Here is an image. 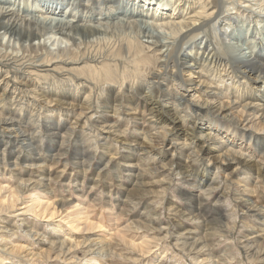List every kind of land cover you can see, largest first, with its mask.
Listing matches in <instances>:
<instances>
[{
    "label": "bare ground",
    "instance_id": "1",
    "mask_svg": "<svg viewBox=\"0 0 264 264\" xmlns=\"http://www.w3.org/2000/svg\"><path fill=\"white\" fill-rule=\"evenodd\" d=\"M246 2L0 0V30L31 41L15 48L0 37V264H121L113 259L163 264L160 259L172 248L171 232L172 237L177 235L175 245L190 253L192 264H231L233 252L223 258L201 240L197 224L209 219L218 222L224 236H233L236 230L241 235L236 245L246 260L238 259V264L248 263L247 257L264 262V205L256 194L261 189L264 195V13L256 12L253 19ZM72 30L104 37L91 45L73 41L68 48L58 46L56 53L32 42L54 35L69 41ZM55 114L64 116L63 122ZM117 114L133 119L137 129L131 140L127 129L118 128ZM87 120L98 127L99 135L129 152L123 163L128 181L119 182L116 191L126 197L115 200L117 205L145 198L161 199L162 207L167 202L165 222L149 210L145 219L150 223L141 227L158 232L156 237L127 235L133 221L111 233L104 229V221L100 225L90 220L91 199H84L88 195L71 200L52 192L49 183L55 176L42 168L46 160L34 155L35 134L44 128L52 142L49 150L62 157L69 150L65 143L73 138L72 152L81 154L75 129L81 125L83 129ZM20 160L26 168L15 171ZM153 163H160L166 180L159 179L162 174L150 166ZM37 168L46 173L29 188L33 177L24 178L22 173ZM6 169L18 184L4 180ZM150 173L153 177L147 181L144 177ZM44 178L49 183H43ZM41 185L49 197L37 193ZM104 187L113 203L111 183ZM29 189L36 191L30 203L24 197ZM232 189L233 199L224 198ZM135 192L141 196L138 201L132 198ZM156 192L161 197L154 196ZM212 196V211H207L202 203ZM223 199L228 200L226 205ZM20 200L25 205L16 208ZM116 207V203L110 207L114 212L108 214L109 220L120 219ZM15 210L21 213L13 227L8 215ZM27 212L40 219L60 214L61 228L50 222L58 237L44 235L37 218L35 224L27 221ZM102 215L100 221L106 219ZM136 223L144 225L143 220ZM97 228L103 235L86 234ZM77 229L83 233L77 235ZM109 234L121 238L127 254L113 249ZM191 234L199 236L189 245L179 242Z\"/></svg>",
    "mask_w": 264,
    "mask_h": 264
},
{
    "label": "rangeland",
    "instance_id": "2",
    "mask_svg": "<svg viewBox=\"0 0 264 264\" xmlns=\"http://www.w3.org/2000/svg\"><path fill=\"white\" fill-rule=\"evenodd\" d=\"M243 1H245V0H243ZM244 4H247L248 8L251 9V11H253V13H252V18L253 19L255 17L254 15L256 14V12H259L261 10V12L264 13V11H263L264 10V6H263L264 5V0H247V2L244 3ZM232 7L233 6H230L231 9L230 8L228 9L229 12H233L234 11L232 9ZM263 28H264V26H263ZM0 37L3 40L2 41L3 44H5V45L7 44L10 47L14 46L15 48H18L20 46V43H24V44H27V45L29 43H31V41L28 40L27 37H24V39H22V40L21 39H15L16 37L14 38L13 36L10 37V33L5 32L4 30H0ZM70 37L72 39H69V41H67V39L62 37L61 35H56V36L54 35V37H52V38L46 36L45 39L43 37V38H41L39 40L38 39H36L35 41L33 40L32 42H34L36 44H38V42H40L41 45H45L46 47L48 46L47 48H49V49L51 48L50 50L52 52L54 51L53 53H56V52H58V46H59V48H64L65 46L68 48L73 41H75V42H83V41L87 42L88 41L87 42L88 45H91V43H95L96 44V43H98L100 41L99 38L100 37H104V35L98 34V35H95V36L94 35L93 36H88V35L85 36L79 30H72L70 32ZM44 40H45V42H44ZM49 42H51V43H49ZM45 43H47V44H45ZM115 84H117V83H115ZM106 85H108V83H106ZM106 85H105V88L107 87ZM121 90L123 91V89H119L118 87L116 89V91H118V93L120 91V94H122ZM140 106H141V104H140ZM143 109H145L144 106L138 108V110L140 112ZM123 110L125 111V109H123ZM55 115H57V114H55ZM117 115L116 116L118 117V123L120 125V126H118V128H120L121 130L127 129V130H125L126 131V135H129L127 137V139L131 140L132 139V137H131L132 135H130V134H133V132L137 129V127L134 126L133 119L130 120L129 118H127L128 116H126L125 114H122L120 116H119V114H117ZM146 116H147V114H146ZM55 117H57V121L60 120L61 122H63V120H64V116H62V115H57ZM28 119H29V117H28ZM87 122H88V120H87ZM87 124L88 125H86V124L84 125L85 127L83 129H80L83 125L79 126L80 128H76L75 129L76 135H78L80 137V140L78 141V144H79V147H80V150H81V152H80L81 154H73L72 145H74V142H72L73 141L72 140L73 138H72L71 141L69 140V141H67L65 143L66 150L67 149H69V150L64 152L65 155H63V157H62V155L57 154L56 151L51 152L49 150L50 149L49 148V144L52 143L50 141L51 139L48 138L44 128H39L40 130L35 134V138H36L35 142L38 145V148H37L38 154L34 153V155L41 157L42 160H46L47 166L42 167V168H47V170H45V171H47V172L49 171L50 177L54 178L53 176H55L53 182L51 181V183H49L48 180L46 178H44L45 180L43 179V183H49V185L51 184V186L54 187V189H55V190L53 189L54 191H52V192L53 193L55 192V194L58 195V197H65L66 196L65 198H68V199L72 200V199H75V198L81 199L83 197V195H79L78 196V194H81V193L84 194V196H85V194L88 195L84 199H87V200L91 199L90 200L91 208H89V210L92 209L90 211V213H89L90 220H92L93 222H98L100 225H102V223L104 221L103 224H104L105 228L104 227L103 228L104 229H108V231H109V229L112 230V231H109L111 233H116V230H114V229H118L119 227L122 228L126 224H130L129 221H133L134 224H132V226L127 228V235L131 236L133 234L145 233V234H148L150 237H156V235H158V232L152 230L151 228H150L151 230H148V229H142L141 227L147 226L150 223V222H148L145 219V217L147 216V213H149L148 212L149 210L152 213L151 216L154 215L153 217H155V219H160V220L165 222V220H166L165 217H166V214H167L165 205H167L166 204L167 202H165L164 203V207H162L161 203H160L162 201L161 199L155 198V200H153V201H145L146 200V198H145V199H141L142 201L140 199L138 201L137 198H141V196H139L138 193L135 192L134 195H132V198H135L138 201L137 203H135V201L134 202L128 201L126 203H123L121 206H118L117 204H119V203L117 201H115V200H119L120 201L122 198L125 199V197H126V195H124V196H121L120 194L117 195L116 191L119 190L117 188V184L119 182L123 183V184H126L127 181H128V180H126L127 174L124 171V164L123 163H126L129 160L128 159L129 158V152L127 150L125 152H124V150L122 151V149H123V148H121L122 146L120 144H117L112 138H110V137L108 138L105 135H102V136L99 135L98 132H100V131H99L98 127H95L90 122H88ZM89 125H91V126L89 127ZM146 126L147 125L145 124V127ZM85 130H87V131H85ZM97 134L99 136H97ZM99 139H100V142H99ZM59 142H61V140H59ZM96 145H98V146L96 147ZM24 152L26 153L25 149H23V153ZM16 153H18V152H16ZM114 155H115V157L113 158ZM35 156H33V157H35ZM75 156H78V157L74 158ZM6 159H7V155H6ZM78 161H79L80 164L77 163ZM133 161H135V158H134ZM20 163H21V160H20ZM160 163L157 164V165H155V163H153L150 166L151 167H155L158 171H160V170H162V168L160 166H158V165H160ZM85 164H86V166H85ZM146 166H148V165H146ZM13 168H14V165H13ZM16 168L17 169L15 171H19L20 172L21 169L23 170V168H26V167L22 168V163H21V164L17 165ZM8 169L9 170L12 169V166H9ZM8 169L5 170V172L7 174H6V177L4 178V180L9 181V182L14 183V184H18L19 180L16 179V176L10 175ZM39 170H40V168L34 169L33 171H32V169H30V170L28 169L27 170L28 174H26L23 171L22 176L24 178H27L28 176L33 177V179L29 182L31 184V185H29V188H32V186H33L32 184H34V182L36 180L42 181V178H41L40 175H45L46 172L43 174ZM153 171L154 170H152L151 172H153ZM98 174H99V176H98ZM159 174H162L161 176H159L160 177L159 179L166 180L165 179L166 173H162V171H160ZM58 175H59V178H56V177H58ZM146 175L147 176H145L144 178L147 179V181L150 180L151 176H152V173H150L149 175L148 174H146ZM97 176H98V180H97ZM1 178H3L2 168H0V179ZM91 178H92V180H91ZM154 179H158V177L154 178ZM174 182H175V184L179 185L178 184L179 182H177V180L174 181ZM110 183H111V189L113 191L112 197H111L113 203L108 198V195H109L108 189L106 187H104V186H108ZM96 184H98V185H96ZM40 187L41 188L37 191V193L43 194V195H46L47 197H49L48 194L42 193V191H44V190L48 191L47 189H45V186L41 185ZM219 188L222 189L223 185H220ZM78 189H79V191H78ZM173 190H175V188H172V191ZM229 191H230L229 192L230 195H226L224 198H228L229 197L230 199H233L234 190L232 189V190H229ZM28 192H29V194H28ZM34 192L36 193V191H34V190L32 191L31 189H29V191L26 192L27 194L25 193L24 197H26V201L28 203H30V198L32 197L30 195H33V194L35 195ZM214 193H216V191H214ZM172 194H176V193L173 192ZM256 194L259 195V197H260V199L262 201V205H264V195L261 192V189L257 190ZM153 195L156 196V197H161V193L160 192H156ZM174 197H175V200H176L177 199L176 196H174ZM129 198H131V197L129 196ZM214 200H215L214 196H212L209 199L204 200L203 203H202L203 208H205L207 211L208 210L210 211V209L212 208L211 204L214 203ZM177 201L179 202V203L177 202L179 205L184 203V202H181L179 200H177ZM226 201H228V200L223 199L222 204L226 205ZM103 203H105V205ZM114 203H116V206H117L116 208L118 209V213L120 214L119 215L120 219L119 218L117 219V217H115L113 219V221H112V220L108 219L109 218L108 214L114 212V211H112L110 209V207ZM23 205H25V204L24 203L22 204V202L20 200L19 201V205L16 208L22 207ZM92 206H94V207H92ZM228 208H229L228 210H230L231 206H228ZM20 211L21 210H15L13 213L8 215L9 219L13 220V222L11 223L13 227H15L17 225V220L19 219L18 216L21 213ZM103 211H104V213H103ZM211 211H212V209H211ZM33 214L34 213L27 212V214H26L27 218H28L27 221H29L30 223L35 224V220H33V219L37 218L36 220L39 221L37 226H38L39 229H41V231H43L44 235H46L47 237H53V238L58 237L59 234L57 235V232L56 233L54 232L55 230L52 228V226H51L52 224H50V222L53 221L52 222L53 224H56V225H58L61 228L62 226H61V223H59V222L61 221V217L62 216L60 214H57V215L51 217L52 219L49 218L50 220L48 218L47 219L46 218H41L42 219L41 220L39 217H36L35 214H34L35 217L32 216ZM102 214H104V215H102ZM101 215L103 217H105L106 219L100 221L99 218H100ZM12 217L13 218L16 217V219L14 220ZM111 218H113V217H111ZM139 220H143L144 221V225H140V224L136 223V221H139ZM224 221L226 222L227 218ZM237 221H239L238 222L239 225H240V222H243L241 216L238 217ZM116 224H117V226H116ZM204 224H205V226H204ZM243 224L246 225L245 220H244ZM160 226H164V225L160 224ZM218 226H219L218 222L215 221V220H212V219L211 220L209 219V220H207L205 222H200L199 224H197V229H198L199 233L202 234V236H203L201 240L204 239L203 242L205 241L204 243H206L208 245V248L212 249L215 252V254H217V253L218 254H222L223 258L225 256V253L229 254L230 252H233V255H231V258H230L231 260H229V262L231 264H238L237 263L238 259H243V261H245L246 260L245 259L246 255H245L243 249L240 247V245H236V243L238 244V240L240 241L241 235L236 230V231H234V235L233 236H229V237L228 236H224V233H222V231H221V227L219 226V228H218ZM154 227H158V226L153 224V228ZM139 228H141V229H139ZM101 230H102V228H97L94 231L89 230L88 232H86V234H88V233L89 234H94L96 232V234L103 235ZM75 231H77L76 232L77 235L83 233V231H80L78 229L75 230ZM19 234H21V232ZM171 234H172V232H171ZM170 235L168 237V241L171 242L172 248H170L167 251V254H166L167 256H165L164 259H160L162 261V263L163 264H181V263L186 262L187 264H192L191 258L189 257L190 253L189 252L187 253L186 250L181 249L180 247H177L175 245L176 238H174V237H177V235L174 234V237H172L173 234L171 236ZM192 235L193 234L189 235V238H188V236L182 237L179 242L181 243L182 241H187V245H189L190 241L191 242L194 241L199 236V234L196 237H193L194 235L193 236ZM190 236H192V237H190ZM170 237H172V238H170ZM109 238H111L110 234H109ZM158 243H161L160 246L165 244L164 242L162 243L160 241H158ZM239 244H240V242H239ZM111 245L113 246L114 250H116V248H117V250L119 252H121V250L124 251L123 250L124 249L123 248L124 245H123V243L121 241V238L119 236H117V235H115V236H113L111 238ZM33 247L35 248L37 246L34 244ZM124 253L127 254V252H125V251H124ZM232 257H235V259H232ZM114 258H116V257H114ZM120 261L121 260L113 259V262H119L121 264H129L128 262H123V261L120 262ZM247 261H248V263L246 262V264H264V262L257 261V260L250 261V259L248 257H247ZM6 263H8V261ZM16 264H18V263L16 262Z\"/></svg>",
    "mask_w": 264,
    "mask_h": 264
}]
</instances>
